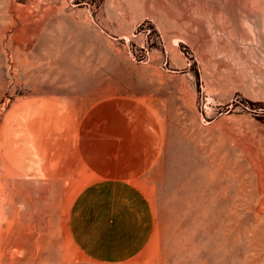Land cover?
I'll return each mask as SVG.
<instances>
[{
	"label": "rangeland",
	"instance_id": "1",
	"mask_svg": "<svg viewBox=\"0 0 264 264\" xmlns=\"http://www.w3.org/2000/svg\"><path fill=\"white\" fill-rule=\"evenodd\" d=\"M28 98L139 105L158 156L125 182L0 157V264H264V0H0V119Z\"/></svg>",
	"mask_w": 264,
	"mask_h": 264
},
{
	"label": "crops",
	"instance_id": "2",
	"mask_svg": "<svg viewBox=\"0 0 264 264\" xmlns=\"http://www.w3.org/2000/svg\"><path fill=\"white\" fill-rule=\"evenodd\" d=\"M139 105L109 101L79 116L53 98H28L0 119V157L26 178H44L81 163L100 179L130 181L158 156L159 133Z\"/></svg>",
	"mask_w": 264,
	"mask_h": 264
},
{
	"label": "bare ground",
	"instance_id": "3",
	"mask_svg": "<svg viewBox=\"0 0 264 264\" xmlns=\"http://www.w3.org/2000/svg\"><path fill=\"white\" fill-rule=\"evenodd\" d=\"M225 1H226V3H230V2H231V0H225ZM240 1H241L242 3H246L247 0H240ZM211 189H212V188H211ZM207 196H208V195H207ZM232 212H233V211H232ZM232 216H233V214H232ZM234 216H235V215H234ZM234 216H233V217H234ZM218 217H219V216H217L216 218L218 219ZM220 218H221V217H220ZM217 219H215V220H217ZM230 220H231V219H230ZM215 222H217V221H215ZM215 222H213V223H215ZM226 222H227V221H226ZM219 225H220V224H219ZM228 225H229V224H228ZM221 226H222V225H221ZM262 230H263V229H262ZM254 231H255V230H254ZM258 233H259V232H258ZM67 236H68V235H67ZM262 238H263V237H262ZM262 238H261V239H262ZM262 241H263V240H262Z\"/></svg>",
	"mask_w": 264,
	"mask_h": 264
}]
</instances>
